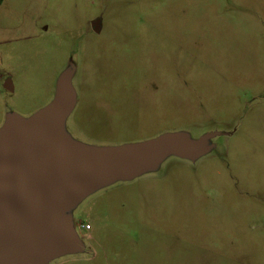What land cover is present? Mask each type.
<instances>
[{
  "label": "rangeland",
  "instance_id": "374dc122",
  "mask_svg": "<svg viewBox=\"0 0 264 264\" xmlns=\"http://www.w3.org/2000/svg\"><path fill=\"white\" fill-rule=\"evenodd\" d=\"M68 68L76 141L217 134L79 201L84 253L47 264H264V0H0V127Z\"/></svg>",
  "mask_w": 264,
  "mask_h": 264
},
{
  "label": "water",
  "instance_id": "95a60500",
  "mask_svg": "<svg viewBox=\"0 0 264 264\" xmlns=\"http://www.w3.org/2000/svg\"><path fill=\"white\" fill-rule=\"evenodd\" d=\"M73 74L70 68L61 74L48 105L30 117L10 113L0 127V264H47L84 253L73 218L79 201L169 155L197 162L212 150L215 132H166L121 145L72 139L65 121L76 104ZM5 87L12 90L10 80Z\"/></svg>",
  "mask_w": 264,
  "mask_h": 264
},
{
  "label": "built area",
  "instance_id": "2783aa9c",
  "mask_svg": "<svg viewBox=\"0 0 264 264\" xmlns=\"http://www.w3.org/2000/svg\"><path fill=\"white\" fill-rule=\"evenodd\" d=\"M77 228L80 229V230H90L91 229V225L80 222V223L77 224Z\"/></svg>",
  "mask_w": 264,
  "mask_h": 264
}]
</instances>
